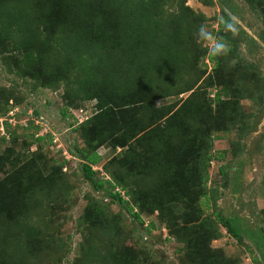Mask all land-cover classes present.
Here are the masks:
<instances>
[{"label":"rangeland","instance_id":"rangeland-1","mask_svg":"<svg viewBox=\"0 0 264 264\" xmlns=\"http://www.w3.org/2000/svg\"><path fill=\"white\" fill-rule=\"evenodd\" d=\"M180 2V7L191 11L186 15L197 27L182 32L188 40L184 52L189 58L204 47L208 53L213 46L221 9L228 7L236 22L228 34L232 42H237L235 55L220 52L215 71L205 57L201 60L208 65L204 75L218 77L223 89L221 100L231 102V108H227L228 102L216 108L222 130L212 139L210 152L222 151L223 156L212 159L207 168L203 189L207 207L200 205L204 209L200 212L198 200L190 208L165 196L164 205L153 211L150 205L135 206L120 189L140 221L130 216L107 195V185L95 190L82 176V153L92 149L74 129L96 107L94 99L73 96L75 84L71 81L76 73L53 86L38 87L28 78L9 73L6 63L13 67L11 60L0 56V207L15 199L22 202L25 211L21 212L24 230L18 235V243L25 247L21 261L15 264H93L96 256L108 260L106 253L126 255L127 264H200L203 255L198 235L194 238L183 231V225L192 223L196 216L209 227L214 223V209L235 216L242 241L237 242L215 224L220 235L209 240L208 249L217 251L229 264H264V5L253 10L244 0H175L169 10L179 9ZM188 66H181L172 80L188 83L179 86L181 90L196 79L191 90L196 87L205 91L210 98L205 99L214 109L211 98L216 87L207 83L204 75L199 76L201 67ZM191 90L156 99L154 105L176 106ZM195 119L204 124L209 121ZM94 151L100 156L98 163L91 165L94 177H109V171L116 169L120 148L103 144ZM221 165H226L225 186ZM25 166H33L37 172H33L34 188L28 198L20 195L19 187L25 185L15 175ZM12 178L16 181L10 185ZM92 206L100 208L97 219L90 221L89 215L81 218ZM5 213L14 215L11 210ZM77 219L86 224L80 225ZM149 223L152 227L146 232ZM87 249L94 252L85 258Z\"/></svg>","mask_w":264,"mask_h":264},{"label":"trees","instance_id":"trees-1","mask_svg":"<svg viewBox=\"0 0 264 264\" xmlns=\"http://www.w3.org/2000/svg\"><path fill=\"white\" fill-rule=\"evenodd\" d=\"M251 9L264 5V0H244ZM175 0H3L0 2V56L11 60L7 71L21 79L28 78L36 86L50 87L70 73H76L73 96L94 99L96 110L74 130L92 150L82 153L81 173L95 190L107 185L112 200L121 204L130 216L140 221L138 212L127 206L121 196H129L135 206L150 205L153 211L164 205L165 196L188 204L199 201L200 212L207 207L203 191L210 161L222 158V151L211 153L212 139L222 130L216 108L231 102L221 100L220 83L211 75H204L205 57L217 70L220 54L235 55L236 44L228 34L236 22L227 10L221 9L214 31V44L189 58L184 52L182 32L193 30L189 10L169 8ZM191 12V11H189ZM204 32L201 31V34ZM182 37V38H181ZM221 52V53H220ZM60 59V62L56 61ZM57 62V63H56ZM201 67L200 77L216 87L211 98L215 110L209 105L205 91L194 88V79L188 84L172 80L181 66ZM55 65V66H54ZM54 66V68H53ZM176 83V84H175ZM179 84V85H178ZM183 88V89H182ZM178 104L156 107L154 101L166 96H178L189 91ZM209 98V99H205ZM176 104V102H174ZM213 109V110H212ZM66 110V109H65ZM37 114V111H33ZM64 113V110H62ZM195 117L204 118L195 119ZM213 117V118H212ZM40 140V137H36ZM194 140V141H193ZM107 144L119 147L115 159L116 169L109 177L96 179L91 165L100 156L96 147ZM80 152V151H78ZM264 156V153H263ZM221 165L225 186L227 176ZM37 172L33 166L17 169L15 175L23 179L20 195L28 198L34 188ZM16 178L9 180L15 184ZM17 184V183H16ZM130 186V189L127 188ZM118 188V189H115ZM202 198L204 201L202 202ZM206 198V199H205ZM25 202V201H23ZM215 199L213 198V205ZM201 205V206H200ZM0 207V264L20 262L23 254L19 233L23 232L22 202L5 201ZM89 207V206H88ZM85 209L89 220H96L100 208ZM170 206V211L172 210ZM13 211L14 215L5 212ZM26 210V209H25ZM25 213V211L23 212ZM99 213V214H98ZM214 223L203 226V221L192 218L184 224L183 231L195 238L198 235L200 264H229L215 250L208 249V242L220 235L215 224L237 242L242 241L235 216L223 215L212 210ZM174 219V218H173ZM77 222L86 224L83 219ZM152 227H146V232ZM94 249L84 252L88 258ZM96 256V255H92ZM108 260L96 256L93 264H127L126 255L106 253ZM255 259V258H254ZM229 261V260H228ZM230 262V261H229ZM87 264H92L90 261Z\"/></svg>","mask_w":264,"mask_h":264},{"label":"built area","instance_id":"built-area-1","mask_svg":"<svg viewBox=\"0 0 264 264\" xmlns=\"http://www.w3.org/2000/svg\"><path fill=\"white\" fill-rule=\"evenodd\" d=\"M14 110V109H13ZM13 111H9L10 114H12Z\"/></svg>","mask_w":264,"mask_h":264},{"label":"clouds","instance_id":"clouds-1","mask_svg":"<svg viewBox=\"0 0 264 264\" xmlns=\"http://www.w3.org/2000/svg\"><path fill=\"white\" fill-rule=\"evenodd\" d=\"M80 122H82V121H80Z\"/></svg>","mask_w":264,"mask_h":264}]
</instances>
